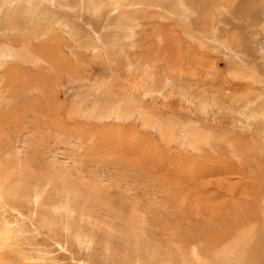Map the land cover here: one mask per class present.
<instances>
[{"label":"rangeland","instance_id":"rangeland-1","mask_svg":"<svg viewBox=\"0 0 264 264\" xmlns=\"http://www.w3.org/2000/svg\"><path fill=\"white\" fill-rule=\"evenodd\" d=\"M263 257L264 0H0V264Z\"/></svg>","mask_w":264,"mask_h":264},{"label":"bare ground","instance_id":"bare-ground-1","mask_svg":"<svg viewBox=\"0 0 264 264\" xmlns=\"http://www.w3.org/2000/svg\"><path fill=\"white\" fill-rule=\"evenodd\" d=\"M210 249H211V248H210ZM210 249H209V250H210ZM260 250H261V249H260ZM256 252H257V251H256ZM262 252H263V251H262ZM256 254H257V253H256ZM261 254H263V253H261ZM261 256H262V255H260V257H261ZM263 258H264V257H263Z\"/></svg>","mask_w":264,"mask_h":264}]
</instances>
